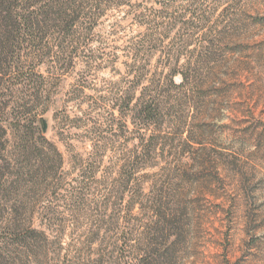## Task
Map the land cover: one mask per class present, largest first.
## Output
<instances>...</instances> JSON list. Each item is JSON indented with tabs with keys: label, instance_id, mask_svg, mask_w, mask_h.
Listing matches in <instances>:
<instances>
[{
	"label": "rangeland",
	"instance_id": "rangeland-1",
	"mask_svg": "<svg viewBox=\"0 0 264 264\" xmlns=\"http://www.w3.org/2000/svg\"><path fill=\"white\" fill-rule=\"evenodd\" d=\"M79 3L68 12L83 17L73 30L67 22L40 33L51 57L0 21V217L21 202L33 228L49 220L32 264H142L152 250L168 251L166 264H264V0ZM209 51V85L170 92L168 127L145 133L156 151L116 203L124 167L142 154L133 117L142 87L163 79L176 55L194 65ZM37 86L31 113L21 106ZM35 112L61 158L31 125ZM20 174L21 191L9 189ZM161 202L189 204L182 231L149 211Z\"/></svg>",
	"mask_w": 264,
	"mask_h": 264
},
{
	"label": "trees",
	"instance_id": "trees-1",
	"mask_svg": "<svg viewBox=\"0 0 264 264\" xmlns=\"http://www.w3.org/2000/svg\"><path fill=\"white\" fill-rule=\"evenodd\" d=\"M79 1L80 0H0V21L7 24L5 28H23L26 38L23 42L30 44L31 51L37 54L43 52L41 58L51 57L52 51H47L42 46L44 35L40 36V33L42 34L43 31L50 28H57L56 24H59L62 28L67 22L68 24L65 28L73 30L83 17L79 15L71 17L68 12L73 11L75 13V9L80 7L78 6L80 4ZM69 37L70 34L67 33V35H65V40ZM139 54L140 52L138 51L135 57L138 58ZM211 55L212 52L209 51L206 56H201L200 63L197 62L194 65L184 64L181 66L180 60L182 57L178 54L175 56V60L171 61L173 66L163 79H152L149 85L142 87L143 92L137 101L135 114L133 115L135 123L140 125L142 133L140 135L142 154L131 166L124 167L122 182L119 183L117 190L113 191L118 201L116 203L123 201L124 193L126 189L129 188L134 174L148 168V162L151 159L152 152L156 151L155 137L147 139L145 133L152 128L154 131H165V128L168 127L165 116L168 113V108L172 107L173 104V100L169 98L170 92L182 89L185 86L195 90L197 88L203 89L209 85L212 80V78H210L212 73L207 71V65L214 60L211 59ZM170 56H172L171 53ZM133 70L135 83L140 86L146 75V66L142 63L139 66L133 67ZM177 77H180L181 80L179 84L176 83ZM199 80H201L202 83H199ZM25 81L28 82V86H31V83L34 86L33 78L28 77ZM40 94L41 91L39 86L27 90L25 96L31 101L24 103L21 107L31 111V113L33 110H37L38 106H32L31 103L33 102L32 100L38 99ZM131 99L130 97L125 98L124 104L126 107L130 106ZM181 102L183 101L179 100L178 104H181ZM38 118L40 123L41 117L36 113L31 121V125L37 128L40 138L53 148L57 156L61 158L57 152V148L48 142L42 127H38ZM178 120L181 121V123L183 122L182 118ZM22 178L23 175L20 174L18 177L20 183L12 184L14 187H9V189L20 192L23 186ZM134 204L135 202L129 203V207L131 208L129 210L134 208ZM19 205V208H13V216L11 215L7 217V219L5 216L0 217V264H32L33 261L30 253L33 250L32 243L36 242V240H34L35 237H40L43 241L48 240V231L51 230V225L47 223L49 220H44V224L42 223L44 230L38 231L33 228L32 220L21 215L22 210L25 213L24 208L26 207H24V204L19 202ZM21 207L24 208L21 209ZM189 208V204L187 205L184 203H178L175 205V208H169L167 204L161 202L155 209L149 208V211L151 210L154 212L157 219H162L164 221L169 219V221L164 224L165 230L178 232V230H183L179 221L181 217L188 214ZM2 209L4 211L7 210L6 207ZM122 246L125 247L127 245L126 243L121 245V250ZM156 256H158L157 259H155ZM173 258L174 256H171L172 260ZM165 260L166 262H170L168 251L159 255L152 250L150 252L145 251L144 257H142L140 263L166 264V262H164Z\"/></svg>",
	"mask_w": 264,
	"mask_h": 264
},
{
	"label": "water",
	"instance_id": "water-1",
	"mask_svg": "<svg viewBox=\"0 0 264 264\" xmlns=\"http://www.w3.org/2000/svg\"><path fill=\"white\" fill-rule=\"evenodd\" d=\"M40 124H41V127H42V130L45 134H47L48 132V122H47V119L46 118H41L40 119Z\"/></svg>",
	"mask_w": 264,
	"mask_h": 264
}]
</instances>
